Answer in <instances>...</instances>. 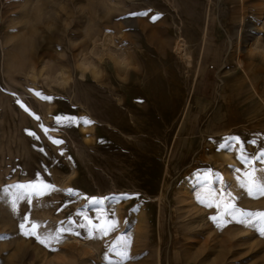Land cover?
<instances>
[{
	"label": "rangeland",
	"instance_id": "obj_1",
	"mask_svg": "<svg viewBox=\"0 0 264 264\" xmlns=\"http://www.w3.org/2000/svg\"><path fill=\"white\" fill-rule=\"evenodd\" d=\"M58 115L93 123L61 126ZM226 137L264 147V0H0V189L36 172L56 189L15 209L0 198V264H106L124 233V264H264V238L217 227L230 218L213 222L222 208L195 199L210 169L216 201L264 211V196L239 187L245 166ZM122 195L103 205L118 224L106 237L79 229L52 252L19 234L25 214L42 236L78 212L99 223L88 200Z\"/></svg>",
	"mask_w": 264,
	"mask_h": 264
},
{
	"label": "snow or ice",
	"instance_id": "obj_2",
	"mask_svg": "<svg viewBox=\"0 0 264 264\" xmlns=\"http://www.w3.org/2000/svg\"><path fill=\"white\" fill-rule=\"evenodd\" d=\"M130 16H147V12H137L130 13ZM153 21L158 19L157 15H153L151 17ZM37 96H41L45 100H51L52 97L43 96L42 93L37 92ZM17 104H20L25 111L28 109L21 104L19 100L16 101ZM55 123L61 126H74V125H91L93 121L90 119L80 117L77 118L75 116H56ZM42 130L45 135L48 134V129L44 128L41 125ZM29 136H32L36 139L39 137L36 136L34 132H28ZM48 139L51 143L55 145L62 144L63 141L60 139H54L51 136H48ZM246 143H251L253 145L257 144V140L252 139L249 141H243L239 137H226L224 138V143L222 147L228 150L236 151V158L240 161L244 166V170L242 173L243 178L237 177L238 185L241 189H244L249 197L255 198L256 196H264V178H261L257 175L259 172H264V147H259L254 153H248L245 148ZM235 146V148H233ZM39 151L43 152L44 149L40 148ZM62 154V153H61ZM259 162L261 167L257 169L256 163ZM233 167L234 166H229ZM46 171V169H45ZM237 173H240V169H235ZM196 183L199 188L207 193V197H211V199L206 196L201 195L199 192L197 193L195 199L201 205L208 209H221L222 211H218V214L212 215L210 219L213 222L221 221L224 217L230 218L229 220L224 221V224L217 223V227H223L225 224L234 222L236 224L247 226L248 228L254 230L259 236L264 238V211H247L238 209L235 203L224 202L223 195H221V200L216 201L215 197L217 195L216 189L213 187L214 182L219 183L221 177L219 174L213 172L212 170H205L201 174L196 175L195 177ZM15 190V191H12ZM56 191L55 186L45 180V178L41 175L40 172H36L34 174V178L25 183H16L12 185H8L2 189H0V198L3 196H9L11 198L10 206L15 209L16 205L20 201H26L29 205H31L33 201V197L39 199L49 195L51 192ZM69 195H75L72 189L67 190ZM227 197L229 200H234L235 197H232L231 193H227ZM127 195H122L119 197H105L103 199L91 198L88 200V204L91 205H99L101 207L96 208V216L95 219L99 221V223H94L93 218H90L85 213L78 212L77 215L82 217L80 222H76L71 219H68L67 224L65 226V222H61V226L57 227L55 233H48L47 235H41L37 229L39 225L35 222L30 221L29 215L25 214L22 220L18 224L19 234L24 237H34L38 243L47 247L50 251L55 252L58 249L53 245V242H59L64 235L71 234L76 235L77 237L81 236V232L79 229H84L86 236L84 238L94 239L97 237H106L110 232H113L117 229L118 224L115 219H109L110 211H105L103 205L105 200L111 199L113 203L118 202L123 199H128ZM117 241H120V244H113L104 254V258L106 264H124L125 261L131 259L128 253L129 241L130 237L127 233L122 234L117 237ZM109 253H113L117 259L113 260L110 258Z\"/></svg>",
	"mask_w": 264,
	"mask_h": 264
},
{
	"label": "bare ground",
	"instance_id": "obj_3",
	"mask_svg": "<svg viewBox=\"0 0 264 264\" xmlns=\"http://www.w3.org/2000/svg\"><path fill=\"white\" fill-rule=\"evenodd\" d=\"M240 26V25H239ZM185 48H184V44H181L180 45V53H182L183 52V50H184ZM222 86H224V81L222 82V85H221V89H222ZM235 96V94L233 95V97ZM239 97H241V96H239ZM233 99V98H232ZM105 169V168H104Z\"/></svg>",
	"mask_w": 264,
	"mask_h": 264
}]
</instances>
